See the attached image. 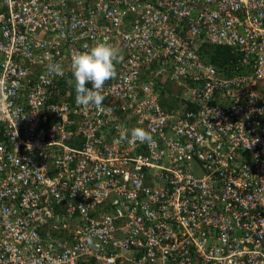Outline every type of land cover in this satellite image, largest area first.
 Segmentation results:
<instances>
[{"label":"built area","instance_id":"2783aa9c","mask_svg":"<svg viewBox=\"0 0 264 264\" xmlns=\"http://www.w3.org/2000/svg\"><path fill=\"white\" fill-rule=\"evenodd\" d=\"M0 264H264V0H0Z\"/></svg>","mask_w":264,"mask_h":264},{"label":"clouds","instance_id":"9594fccd","mask_svg":"<svg viewBox=\"0 0 264 264\" xmlns=\"http://www.w3.org/2000/svg\"><path fill=\"white\" fill-rule=\"evenodd\" d=\"M85 50L76 52L71 58V68L75 80L77 103L81 106L102 104V91L105 82L116 75L115 62L119 56V49L107 41L99 42ZM91 84V88L87 87ZM132 135L140 142H150L151 136L143 129H136ZM121 140L127 137L121 133Z\"/></svg>","mask_w":264,"mask_h":264},{"label":"trees","instance_id":"16d2710c","mask_svg":"<svg viewBox=\"0 0 264 264\" xmlns=\"http://www.w3.org/2000/svg\"><path fill=\"white\" fill-rule=\"evenodd\" d=\"M203 55L208 58V60L214 64L219 69L225 71L230 65L233 64L237 58L234 55L232 48L229 47H221V48H211V47H204ZM227 73H232V71H226ZM224 72V73H226ZM161 92L164 94L165 88H160ZM169 97L163 99V106L168 109H176L179 108L180 101L178 98L175 97V94L170 90Z\"/></svg>","mask_w":264,"mask_h":264}]
</instances>
